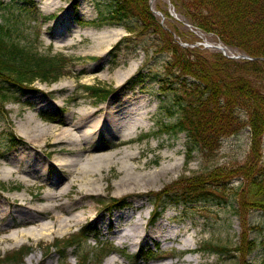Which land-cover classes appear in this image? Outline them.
Listing matches in <instances>:
<instances>
[{
	"label": "rangeland",
	"instance_id": "rangeland-1",
	"mask_svg": "<svg viewBox=\"0 0 264 264\" xmlns=\"http://www.w3.org/2000/svg\"><path fill=\"white\" fill-rule=\"evenodd\" d=\"M8 1L3 0L5 4H8ZM95 1L101 2V4L108 2L107 0ZM95 1L32 0L30 5L26 6L27 11H22L20 15L14 5V7L0 11V23L7 24L9 27L15 25L14 22H18L15 26L20 32V44L34 47L42 56L59 55L65 57L66 60L63 75L57 81L43 83L36 80L31 87L34 89V93L18 95L17 100L13 103L7 102L3 107L5 113H3V118H0V170L5 169V163L12 157L27 155L31 158L32 165L42 166L40 168L47 166V179L49 176L55 175L56 180L54 178L41 182L39 179L35 186H31L24 185L18 178L15 179V175L6 181L0 179V206L4 209L3 211H6L0 213L2 214L0 229L3 230V233H0V258L11 251L27 247L30 249V253L23 259L22 264H61L56 248L51 247V244L55 240L67 239L88 226L89 229L94 228V233L83 242L81 248L76 246L68 249V260L64 264H78L76 257L80 249L94 251L100 250V246H102V250H112L105 256L101 264H187L185 262L187 258L195 259L191 264H259L264 261V213L262 212L245 211L242 216V227L241 219L233 215L232 208L217 206L210 202L183 208L170 202L164 210H161L160 214L152 218L154 206L159 204L152 200V194L161 192L167 187L177 190L182 179L192 175L197 176L204 168H226L229 170L243 165L249 155L250 136L248 130L243 129L238 132V135L222 140L220 146L212 154L204 156L196 152L192 155L191 160L186 161L185 142L187 137L184 133L172 134L163 131V125L172 124L175 118H178V116L172 117L166 112L174 99V94L164 90L161 83L167 55L155 53L151 48L147 51L146 47L148 48L149 45L145 43V40L139 38L120 45L119 42L129 35L122 27L94 28L79 25L78 19L82 22L96 19ZM149 5L153 13L159 12L156 17L159 18L160 23L162 21L161 14L164 19L163 23L168 26L169 24L174 25L177 33H173V39L185 48H200V51L207 49L211 53L213 51L221 53L219 49L206 47L207 45L221 46L226 49L228 56L242 55L236 49L227 48L213 35L187 27L185 22L176 16L169 0H153L152 3L150 0ZM157 8L161 9L163 13L166 11L168 18ZM140 41L144 46H141ZM232 60L240 61L241 59ZM133 65L138 68L131 73L129 78H125L124 72ZM139 71L143 74V79L147 78L139 87L133 88L127 82ZM81 86H98L106 91L109 90L110 94L107 99L99 97L96 99L82 92ZM131 101L146 102L145 116L148 128L137 129L136 137L130 140L100 134L95 139L93 147H96L97 152L102 154L122 151L125 148L137 151L138 154L133 158L131 164L142 167V173L145 175H153L162 163L165 164L168 161L170 164H174L177 159L181 158V164L164 176H155L151 180L149 178L144 189H135L133 192L124 193L116 192L115 183L119 171L113 166L110 172L105 173L102 180V194H88L78 202L77 194H75L77 184H74L69 197L62 200L65 203L77 204L75 213H84L85 219L79 225L62 235H51L49 241L45 239L35 241L31 237L17 239L18 236L17 240H5L8 232L13 231L18 234L19 231L27 229V226H23L16 218L20 209L18 205L16 206L20 202L17 197L18 193H24L27 200H31L32 204L39 206L44 201L36 202V197L42 196L49 182L56 185L55 183L59 181V186L62 187L66 186L72 178L71 175H68L70 170L57 171L56 168L49 165L54 159H58L59 155L63 157L64 154H71L72 152L68 150L71 146L62 142H59L58 145L53 144L50 137L44 141L45 146L27 142L16 133L20 124L24 123V118L27 116L36 118L44 123L41 125L52 127V130L57 133L66 128H73L78 121V112L81 110L88 112L98 108L102 109L105 106L129 104ZM60 109L65 111L61 115V124L40 118L41 114L53 115ZM69 112L73 114L71 122L66 120ZM9 132L13 134V138H16L15 143L7 140ZM261 141L264 149V136ZM79 148L87 149L84 145H80ZM80 160L84 161V155L80 157ZM263 160L264 156H262ZM21 167L23 168L24 165ZM64 176L67 177L62 181L61 178ZM30 180H32L31 177ZM238 183L237 180H234L230 187H238ZM125 212L131 213L132 219L142 217V220L139 221L142 223V228L137 238V240L139 238L141 240L132 246L127 243L120 244L118 236L115 234L117 228H123L126 225H124L123 218L116 224L115 216ZM40 215L42 217H34V220L50 222L48 218L44 217V214ZM146 221H150V223L146 224ZM161 222L173 231L185 230L187 232L185 235L181 234L182 236L177 242L166 243L156 238H149L148 235L155 233L157 224ZM243 230H245L246 239L255 241L256 248L253 253H241L232 258L230 255L207 256L203 251L204 248L213 244L227 246L233 250L234 246L240 245ZM145 235L147 236L145 237ZM189 243L192 244L190 249L187 247ZM140 247L151 250L154 259L148 263L142 260L134 262L132 257ZM31 254L34 257L28 258Z\"/></svg>",
	"mask_w": 264,
	"mask_h": 264
},
{
	"label": "trees",
	"instance_id": "trees-1",
	"mask_svg": "<svg viewBox=\"0 0 264 264\" xmlns=\"http://www.w3.org/2000/svg\"><path fill=\"white\" fill-rule=\"evenodd\" d=\"M31 1L9 0L5 4L0 0V11L15 6L20 15L27 11L26 6ZM107 1L106 4L95 1L97 17L94 21L78 19L77 22L94 28L122 27L129 35L119 42L120 45L139 38L149 45L147 51L151 48L155 53L167 55L161 83L164 90L174 94V99L166 112L178 118L172 124L163 125V131L184 133L187 161L196 152L204 156L212 154L222 140L238 135L243 129H247L250 136L249 155L243 165L229 170L204 168L197 176L182 179L179 189L167 187L152 194V200L159 203L154 206L152 218L170 202L183 208L209 202L232 208L233 215L241 219L242 227L245 211L264 213V149L261 141L264 136V0H169L176 16L185 25L213 35L227 48L253 59L240 61L223 57L219 52L180 45L173 39L177 29L174 25L160 23L150 9V0ZM162 14L168 18L166 11ZM15 25L8 27L0 23V118H3V107L7 102L13 103L18 95L34 93L31 88L34 81H57L63 75L66 62L63 56H42L34 47L20 44V32ZM141 46L144 45L141 43ZM146 78L143 79L139 71L127 84L139 87ZM81 90L96 99H107L110 94L109 90L98 86H81ZM57 112L41 114L40 118L61 122L65 111ZM12 135L10 133L7 140L15 143L16 138ZM234 180L239 185L231 188ZM93 233L94 228L85 226L67 239L55 240L51 247L56 248L61 264L68 260V249L81 248ZM244 234L245 230L240 245L234 246L233 250L213 244L203 251L207 256L230 255L232 258L241 253H253L255 241L246 239ZM100 247L94 251L80 249L76 257L78 264H101L112 250ZM29 251L27 247L11 251L0 258V264H22ZM132 258L134 262H148L152 254L149 249L140 248Z\"/></svg>",
	"mask_w": 264,
	"mask_h": 264
},
{
	"label": "bare ground",
	"instance_id": "bare-ground-1",
	"mask_svg": "<svg viewBox=\"0 0 264 264\" xmlns=\"http://www.w3.org/2000/svg\"><path fill=\"white\" fill-rule=\"evenodd\" d=\"M138 66H130L124 77L129 78L131 73L135 71ZM146 102H130L129 104H118L115 106H105L102 109L93 111L81 110L78 112V121L73 128H66L60 132H55L52 127H44L41 124L43 122L34 119L31 116L24 118V123L20 124L16 133H18L24 140L33 145L45 146L44 142L47 138H51L53 144L62 142L67 146L72 153L63 157L57 154L58 159L50 162L51 167L59 170H70L68 175H71V179L66 186H59L58 183L49 182L48 187L43 191L42 196L36 197V202H42L39 206L32 204L31 200H27L24 193H18L17 197L20 201L18 205L20 207L16 216L18 222L22 225H26L27 229L18 232L10 231L5 240H17L19 238H33L35 241L41 239L51 240V235H62V233L72 229L79 225L82 220L85 219L84 213H75V203H65L62 200L69 197L71 188L74 184H77L75 194H77V201L88 194L99 195L102 194L103 185L102 180L105 177V173L110 172V169L114 166L119 171V176L116 179L115 188L116 192H133L135 189L142 190L147 185L149 178L153 179L155 176H164L172 172L180 165V159L177 162L170 164L168 161L165 164H161L160 167L152 174H143L142 167L132 165L133 158L138 154L137 151H131L130 149H123L122 151H111V153L102 154L97 152V148L93 147L95 139L104 134L106 136L122 137L127 140L136 137V130L140 128H148L146 124ZM72 112H69L66 120L71 122ZM98 118V119H97ZM94 119V121H92ZM97 119V120H95ZM84 145L86 150L80 149L79 146ZM91 146V147H90ZM84 155V161L80 160V157ZM60 157V158H59ZM30 157L26 156H14L7 163H5V169L0 170V179H11L15 175V179H20L24 185L35 186L36 181L39 179L41 182L49 181V179L56 180V176H49L47 179L46 171L47 166H34L30 163ZM182 160V159H181ZM24 165L22 168L21 166ZM48 165V164H47ZM67 175V176H68ZM149 175H151L149 177ZM64 176L62 181L66 179ZM30 177L32 180H30ZM60 179V180H61ZM120 191V192H119ZM4 209L0 206V213H5ZM51 212V213H50ZM50 213V214H48ZM40 214H44L45 218H48L50 222L44 223L35 221L34 217H42ZM0 214V218H1ZM124 219L123 228H117L115 234L118 236L120 244L135 245L139 240V231L142 228V217L132 219V214L125 212L115 216L116 224L120 219ZM12 225V224H11ZM16 226V225H15ZM145 231V226L143 227ZM187 231L179 230L173 231L166 224L158 223L155 233H150L149 238H156L162 242H177L181 234L185 235ZM0 233L3 230L0 229ZM5 233V231H4ZM145 235V237L147 236ZM18 238L16 239V237ZM4 240V239H3ZM186 244V243H185ZM192 244H187V247L192 248ZM34 257L33 254L28 258ZM194 258H187L185 262L191 264L194 262Z\"/></svg>",
	"mask_w": 264,
	"mask_h": 264
},
{
	"label": "water",
	"instance_id": "water-1",
	"mask_svg": "<svg viewBox=\"0 0 264 264\" xmlns=\"http://www.w3.org/2000/svg\"><path fill=\"white\" fill-rule=\"evenodd\" d=\"M152 1H153V0H151V3H152ZM154 14L158 16V15H159V12H158V13H157V12H154ZM160 16H161V14H160ZM161 19H162L161 23H163V20H164V19H163L162 16H161ZM208 47H210V46H208ZM213 47L216 48V49H219V50H222V51H223V49H221L220 47H216V46H213ZM213 47H212V48H213ZM241 58L245 59V58H247V57H243V56H242Z\"/></svg>",
	"mask_w": 264,
	"mask_h": 264
}]
</instances>
